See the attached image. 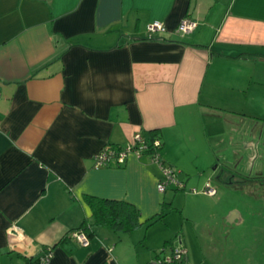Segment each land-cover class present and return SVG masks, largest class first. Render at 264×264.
<instances>
[{"label":"crops","instance_id":"1","mask_svg":"<svg viewBox=\"0 0 264 264\" xmlns=\"http://www.w3.org/2000/svg\"><path fill=\"white\" fill-rule=\"evenodd\" d=\"M184 18L196 28L178 36ZM154 22L164 30L150 32ZM260 65L264 0H0V264L34 262L48 247L49 264H157L179 239L183 264H264V236L250 252L246 231L250 207L264 209V187L261 202L228 204L222 215L216 186L213 196L189 192L211 204L172 215L186 188L158 192L163 173L152 155L94 160L106 146L126 148L137 133L148 143L156 131L161 162L185 185L190 141L200 147L231 125L232 97L248 94L254 77L264 89ZM194 160L191 173L202 179L208 168ZM213 171L210 179L238 190ZM84 195L127 201L141 223L171 207L132 233L93 228L81 247L70 233L91 217ZM219 223L220 238L209 241Z\"/></svg>","mask_w":264,"mask_h":264},{"label":"rangeland","instance_id":"2","mask_svg":"<svg viewBox=\"0 0 264 264\" xmlns=\"http://www.w3.org/2000/svg\"><path fill=\"white\" fill-rule=\"evenodd\" d=\"M257 72L262 75L264 73V65H260ZM255 81L262 82L259 78L254 77L253 82L250 83L248 94L243 93L241 97H232V109L236 111L230 115L229 121L231 125H225L223 123L224 125L222 127L220 122L217 121L220 126L218 125L214 129L216 131H213V134L204 143L200 139L201 146L197 148L193 143H196V141L188 139L189 137L182 138V141L187 139L188 142L191 140L188 146V148L190 147V152L186 156L188 162L185 161V166L188 170L187 174L190 175V178L185 183L186 189L181 191V194H175V203L173 206H175L176 211L172 215L180 216V210L183 206H186L189 210L190 207L192 208L191 204L199 200L204 202V204L210 205L211 203L209 201L200 196H191V193L189 194V192L202 194L205 185L209 183L207 180L213 181V185L209 183L212 188L217 187V197L215 198L218 201L216 209L217 211L221 209V215L225 213L223 208L228 204L230 206L240 207L241 202L245 200L256 204L261 202L259 199L262 198L261 193L264 187V176L258 175L257 171H262V174H264V89L259 88L258 83H255ZM222 128L225 129V132ZM192 151H199L201 155H194L192 157ZM195 157L204 159L205 166L208 168V170L202 173V175L205 174L202 179L198 176V173H191L195 170ZM213 170L221 172L223 178L227 179L228 184L238 190L225 188L226 186L218 178L210 179L211 176L209 177V175L214 172ZM176 173L177 177H183L180 173ZM194 185L197 187H194ZM242 188L243 190H241ZM168 191L171 192L170 195L172 197L174 192L172 190ZM245 192L250 193V195ZM253 197L256 200H253ZM248 212V217L251 219L246 225L247 236L250 237L248 244L249 251L255 252L256 234L258 233V239L262 235L264 236V209L258 211L255 205L250 207ZM177 217L176 220L178 219ZM222 223L216 225L215 230L212 229V226L209 227L210 231L207 238L209 241L216 240L218 237L220 238L224 230ZM179 233L181 234V232ZM221 243L224 244L223 242ZM221 256L225 258L223 252Z\"/></svg>","mask_w":264,"mask_h":264},{"label":"built area","instance_id":"3","mask_svg":"<svg viewBox=\"0 0 264 264\" xmlns=\"http://www.w3.org/2000/svg\"><path fill=\"white\" fill-rule=\"evenodd\" d=\"M196 28V22L189 18H184L180 21L179 25L175 29V34L178 36H184L191 33ZM150 32L154 30H164V27L159 22H154L149 26ZM154 147L159 146V141L155 140L153 142ZM147 143L140 136L139 133L135 134L133 137V143L128 145L123 149H115L110 146L102 148L94 157L96 166H107L110 163L115 165H120L124 163L125 159L130 153H134L141 156L146 150ZM152 161L157 162L162 169L163 178L157 184V190L160 193H165L170 187H176L182 189L185 185L177 179V173L171 167L165 166L160 159V156L156 153L152 155ZM204 194L213 196L215 194V189L207 183L202 191ZM70 238L73 239L79 246L87 247L89 245V238L83 231H72L70 233ZM180 241V239H179ZM163 257L159 258L157 264H182L186 259L187 249L180 244L178 248L172 249L166 253L162 249ZM52 258V251L48 247L43 251V254L38 258V262H30L28 264H49Z\"/></svg>","mask_w":264,"mask_h":264},{"label":"trees","instance_id":"4","mask_svg":"<svg viewBox=\"0 0 264 264\" xmlns=\"http://www.w3.org/2000/svg\"><path fill=\"white\" fill-rule=\"evenodd\" d=\"M155 132H150L152 135L150 141L147 143L146 150L143 154H157L160 156V152L163 149V143L159 136L155 135ZM159 141V146L154 147L153 142ZM179 189V188H176ZM184 188L180 189L183 190ZM82 200L87 204L91 211V217L84 219L78 229L75 231H83L88 238L94 236L93 228L102 227L112 230L115 233H132L136 229L145 224L147 226L162 220L170 210L171 204H164L162 210L157 215L145 221L140 222V211L131 203L124 200H109L95 196L84 195ZM179 243L182 245L181 240ZM183 246V245H182ZM51 249V247H49ZM165 250V248H162ZM175 249V248H174ZM162 252V251H160ZM187 258L183 261L186 262ZM38 262V259L35 260ZM182 263V264H183ZM106 264V263H104Z\"/></svg>","mask_w":264,"mask_h":264}]
</instances>
